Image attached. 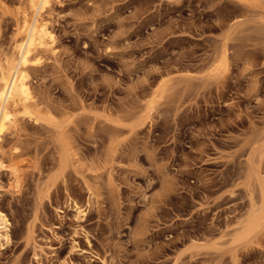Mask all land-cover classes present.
I'll return each instance as SVG.
<instances>
[{
    "label": "rangeland",
    "instance_id": "1",
    "mask_svg": "<svg viewBox=\"0 0 264 264\" xmlns=\"http://www.w3.org/2000/svg\"><path fill=\"white\" fill-rule=\"evenodd\" d=\"M51 2L0 264H264V0ZM27 3L0 0V70Z\"/></svg>",
    "mask_w": 264,
    "mask_h": 264
},
{
    "label": "bare ground",
    "instance_id": "2",
    "mask_svg": "<svg viewBox=\"0 0 264 264\" xmlns=\"http://www.w3.org/2000/svg\"><path fill=\"white\" fill-rule=\"evenodd\" d=\"M51 1L28 0V7L22 9V17L17 24L18 38L12 47L13 57L6 59V66L0 70V145L4 134L16 128L17 113L26 111L33 101L28 73L38 50L46 48L53 41L42 17L43 12L49 10ZM2 165L0 160V168ZM7 228V217L0 212V240L7 236Z\"/></svg>",
    "mask_w": 264,
    "mask_h": 264
}]
</instances>
